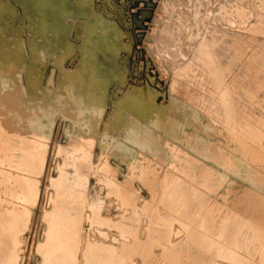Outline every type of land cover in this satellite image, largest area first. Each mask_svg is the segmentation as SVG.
Returning a JSON list of instances; mask_svg holds the SVG:
<instances>
[{"label": "rangeland", "instance_id": "374dc122", "mask_svg": "<svg viewBox=\"0 0 264 264\" xmlns=\"http://www.w3.org/2000/svg\"><path fill=\"white\" fill-rule=\"evenodd\" d=\"M154 1L0 0V264H264V0Z\"/></svg>", "mask_w": 264, "mask_h": 264}, {"label": "water", "instance_id": "95a60500", "mask_svg": "<svg viewBox=\"0 0 264 264\" xmlns=\"http://www.w3.org/2000/svg\"><path fill=\"white\" fill-rule=\"evenodd\" d=\"M143 1H144V3H146V0H143ZM148 1H150V3H152V1H154V0H148ZM154 2H155V1H154ZM139 4H140V0H134V2H133V6H138ZM149 9H150V10H149L150 13L154 10V8H152V7L149 8ZM150 13H149L147 16L144 17L145 19H147V20H149V21L151 20V17H150L151 14H150Z\"/></svg>", "mask_w": 264, "mask_h": 264}, {"label": "bare ground", "instance_id": "6f19581e", "mask_svg": "<svg viewBox=\"0 0 264 264\" xmlns=\"http://www.w3.org/2000/svg\"><path fill=\"white\" fill-rule=\"evenodd\" d=\"M228 91H229V90H228ZM248 91H249V90H248ZM252 91H253V90H252ZM246 92H247V91H246ZM226 93H227V92H226ZM228 94H229V93H228ZM228 94H227V95H228ZM253 94H254V93H253ZM42 95H43V94H42ZM248 96H249V95H248ZM251 97H252V96H251ZM251 99H252V98H251ZM231 100H232V99H231ZM233 100H234V99H233ZM8 104H10V103H8ZM3 108H4V107H3ZM14 108H15V107H14ZM29 108H30V107H29ZM2 110H3V109H2ZM3 112H4V111H3ZM3 112H0V113H3ZM229 112H230V111H229ZM231 114H232V113H231ZM0 115H1V114H0ZM5 117H6V116H5ZM7 118H8V117H7ZM1 120H2V119H1ZM4 121H5V120H4ZM4 121H3V122H4ZM249 142H250V141H249ZM254 146H255V145H254ZM263 174H264V173H263ZM263 176H264V175H263ZM12 191H13V190H12Z\"/></svg>", "mask_w": 264, "mask_h": 264}]
</instances>
